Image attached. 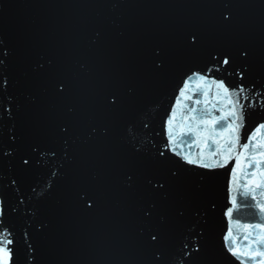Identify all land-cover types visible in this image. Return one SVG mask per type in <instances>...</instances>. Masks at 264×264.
I'll use <instances>...</instances> for the list:
<instances>
[{"label":"water","instance_id":"1","mask_svg":"<svg viewBox=\"0 0 264 264\" xmlns=\"http://www.w3.org/2000/svg\"><path fill=\"white\" fill-rule=\"evenodd\" d=\"M193 34L196 45L189 42ZM0 47L10 52L0 75L12 82L0 92V141L17 136L16 153L0 157V197L7 201L0 240L14 237L15 264H26L29 243L35 264H153L154 249L140 233L142 209L152 203L148 223L163 237L159 264H175L181 242L200 231L205 256L188 264L264 261L226 253L223 239L231 229L237 248L254 253L250 241L264 233L257 227L264 225L258 206L264 202V130L256 132L264 122V95H258L264 93V0H0ZM240 48L251 51L249 60L239 58ZM225 52L236 57L232 68L212 76L230 87L245 85L241 96L248 99L240 103L248 105V115L232 159L209 171L182 157L203 152L210 158L227 134L221 137L219 126L199 138L187 132L190 109L197 116L223 115L227 101L198 77L185 93L191 100L179 93L186 75L213 67V56ZM38 64L43 69L34 71ZM242 64L249 66L243 81L234 71ZM57 80L67 84L63 96L54 92ZM112 95L119 98L116 106L108 104ZM9 97L11 116L4 111ZM169 119L178 155L166 152L161 159ZM221 123L226 128L229 121ZM64 125L67 135L60 132ZM24 155L31 167L20 174ZM148 176L166 181L165 188L151 190ZM233 199L239 210L229 217Z\"/></svg>","mask_w":264,"mask_h":264},{"label":"snow or ice","instance_id":"2","mask_svg":"<svg viewBox=\"0 0 264 264\" xmlns=\"http://www.w3.org/2000/svg\"><path fill=\"white\" fill-rule=\"evenodd\" d=\"M227 7V5H225ZM225 20H230V14H224ZM189 42L192 45H196L198 43V37L196 34H193L189 37ZM10 52L7 50L6 47H0V65H5V61L9 57ZM156 55H159V51H157ZM237 55L243 61L249 60L251 56V51L248 48H240L238 50ZM236 57L228 52L223 53L222 55H214L213 60V67L207 68L203 72H196L193 71L189 75L185 76V82L183 87L180 90V96L184 97L187 100H191V96H187L185 93L188 90L189 82L192 80L193 77H198L200 83L207 87L214 86L216 89L217 96H220L222 91L221 100L227 101V108L228 111L223 115L211 116L210 114H206L205 116H197L193 115L196 112L195 108L190 109V125L187 129V132L192 133L195 132L197 137L203 136L205 132L212 133L216 131L215 126H219L220 129V136L225 137V133L227 136L225 137L224 144L220 145L216 151H213L208 154L210 158H205V153L200 152L195 158L191 155H184L182 157L183 162L187 165L197 166L204 168L206 170L212 171L217 167H222L226 164L229 160L232 159V149L239 143L240 140V130L245 125L247 120V108L248 105L241 104L240 100L243 98L245 100L248 99L247 96H241L242 93L248 91L243 83L236 85L235 87H230L228 84L225 83L224 79H216L212 76L213 73L219 72L221 69L227 70V68H232ZM48 63H51L49 61ZM6 66V65H5ZM163 62H157V67L162 68ZM43 64H38L33 70L39 71L43 69ZM235 74L239 77L241 81H243L246 77L247 72L249 71V66L247 64L238 65L235 68ZM211 78V84H209V79ZM11 80L8 75H0V92L7 93L8 88L11 87ZM54 92L57 96H63L67 92V84L62 80H57L54 84ZM204 95L207 97L208 93L205 92ZM258 95H264L258 94ZM12 98L9 97V107L5 108L4 111L7 112L11 116L12 112ZM119 103V98L116 95H112L108 99V104L112 106H116ZM195 103L199 104L200 101L196 100ZM205 104L208 103L207 99L204 101ZM215 108V104L212 106ZM74 109L69 106L68 111L72 112ZM228 120L229 123L225 128L224 125L221 123L224 120ZM169 125V139L168 143L165 144L164 150L158 153L161 159L165 158V153L170 152L173 155H178L176 152V148L174 145L176 144V136L172 134V120L169 119L167 121ZM264 130V122L258 123L256 127V132H260ZM70 131L69 125H64L60 128V132L64 135H67ZM95 132V129H92ZM206 139V137H205ZM17 141V136L13 133L11 134L7 142L0 141V157H12L17 149L14 146ZM67 143V140H65ZM219 144V141L217 142ZM249 145L245 143L243 145L244 149H247ZM262 151L260 152V156L264 157V143L260 145ZM39 151L38 145L32 146V152L36 153ZM53 159L56 157L55 151H52ZM254 159V157H253ZM39 163V161H37ZM19 172L23 174L29 167H31V156L24 155L20 157L19 160ZM237 165H239V156H237ZM56 173H53L55 175ZM172 176H176V172L171 173ZM133 177L131 175L128 176V180L132 181ZM145 184L150 187L151 190L159 191L165 188L166 181L164 180H156L153 176L145 177ZM11 185L13 187H17V180L13 178L11 180ZM86 201V207L92 208L93 207V200L88 198L87 193L84 194L82 197ZM6 205L7 201L5 198L0 197V217H3L6 212ZM260 210L264 212V202L258 204ZM233 208L239 210L237 206V202L235 199L232 201V207L228 209L227 215L229 217L233 214ZM12 211H16L15 208ZM156 211V204L152 203L150 206L142 209V215L145 220L144 226L140 229L141 235L144 237V242L147 247L154 249L152 252V260L153 264H159V262L163 259V252L159 249V245L163 239L161 232L157 229L152 227L148 221L152 218ZM178 215L182 216L183 211H179ZM161 223H164L165 218L163 216L160 217ZM2 223V222H0ZM239 224V220L236 221ZM244 227H250L249 225H245ZM264 229V225H258ZM4 231L8 232L9 236H12V233L8 229H4ZM25 238L27 239L28 234L27 232L24 233ZM203 231L199 233L190 232L189 237L185 238L181 242V246L179 249L178 256L175 258V264H188V262L192 261L193 258H203L205 256V246L203 244ZM233 237L231 229H229L228 233L223 237L224 239V251L234 257L239 256H248V255H255L259 257H264V250H260V246L264 245V233H262L258 238L253 239L250 241V244L257 245V250L254 253H250L247 251H241L237 248V244L239 240L237 238H230ZM244 239L247 241L248 236H244ZM27 248L29 249L26 255V264H35V248L32 247L31 243L27 244ZM0 264H15V240L14 237L11 239H7L6 242L0 240ZM207 264H211V260L207 261ZM261 264H264V261H261Z\"/></svg>","mask_w":264,"mask_h":264}]
</instances>
